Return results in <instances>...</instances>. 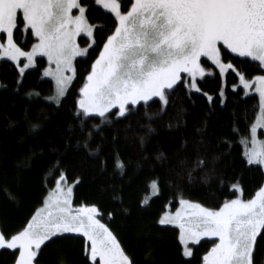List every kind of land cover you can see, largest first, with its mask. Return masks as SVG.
I'll list each match as a JSON object with an SVG mask.
<instances>
[{"label": "snow or ice", "instance_id": "snow-or-ice-1", "mask_svg": "<svg viewBox=\"0 0 264 264\" xmlns=\"http://www.w3.org/2000/svg\"><path fill=\"white\" fill-rule=\"evenodd\" d=\"M0 61L13 71L0 88L63 114L32 209L0 215V264H45L53 246L63 264H264V0H0ZM33 73L48 95L24 89ZM0 193L24 200L2 165ZM133 209L149 225L124 234Z\"/></svg>", "mask_w": 264, "mask_h": 264}, {"label": "trees", "instance_id": "trees-1", "mask_svg": "<svg viewBox=\"0 0 264 264\" xmlns=\"http://www.w3.org/2000/svg\"><path fill=\"white\" fill-rule=\"evenodd\" d=\"M93 15L98 18V24L102 26L104 18L100 13L96 12ZM254 63L250 64L249 67L252 68ZM253 74L257 73L254 72ZM12 76V68L0 61V84L10 86L13 82ZM205 87H215L212 78H209V83ZM52 88L53 85L50 81L42 77L37 79L35 73L28 76L24 83L25 90H41L44 95H48ZM245 99L247 100L246 103L238 105L241 114L243 115L246 111L249 117H254L258 112V97L250 100ZM200 103H203V100ZM197 111V109H193L187 115L186 119L189 125L193 123ZM229 111L231 109L221 114L220 121H223L227 117ZM62 118L63 114L56 116L51 111V106L44 100L29 99L23 90L16 95L12 93L10 87L8 91L0 88V165L8 170L9 182L13 187H18L24 197L22 203H16L11 198L6 200L4 193H0V215L6 217L10 225H15L22 220L35 203V182L39 173V164L44 159L41 156V152L48 153L53 145L59 141ZM133 126H135L134 122ZM120 134L121 136L124 135L123 125H121ZM167 135L168 129L164 124H161L157 132L153 134V140L163 142ZM262 137L264 139V136ZM234 147V155L240 156L242 154L241 144L237 142ZM29 155L33 157L36 166L21 167L19 171H13L18 160H23ZM245 179L246 191L244 198L247 199L250 198L247 193L255 189L259 175L256 171H248L245 174ZM98 181L99 178H97ZM89 187L90 185L86 184L83 191L87 193ZM11 195V193L8 194L9 197ZM148 225L149 221L147 217L142 216L133 209L129 215L118 221L117 228L118 230H122L124 234H130L135 233L139 227H147ZM60 252L61 249L56 246L49 248L44 254L43 259L45 264H63V257L60 255ZM157 253L161 259H171L174 252L172 251L170 240L162 241L157 248ZM9 259L6 255L0 256V261H7Z\"/></svg>", "mask_w": 264, "mask_h": 264}, {"label": "rangeland", "instance_id": "rangeland-1", "mask_svg": "<svg viewBox=\"0 0 264 264\" xmlns=\"http://www.w3.org/2000/svg\"><path fill=\"white\" fill-rule=\"evenodd\" d=\"M45 62H46V61H45ZM237 82H238V81H237ZM229 87H230V86H229ZM260 138H261V139H263V137H262V136H260ZM241 146H242V145H241ZM242 149H243V146H242Z\"/></svg>", "mask_w": 264, "mask_h": 264}]
</instances>
